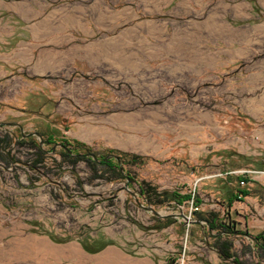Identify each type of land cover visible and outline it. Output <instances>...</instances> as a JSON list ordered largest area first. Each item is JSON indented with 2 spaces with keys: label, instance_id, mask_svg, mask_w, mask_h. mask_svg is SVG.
Instances as JSON below:
<instances>
[{
  "label": "rangeland",
  "instance_id": "1",
  "mask_svg": "<svg viewBox=\"0 0 264 264\" xmlns=\"http://www.w3.org/2000/svg\"><path fill=\"white\" fill-rule=\"evenodd\" d=\"M0 122L23 128L0 127V264H97L108 246L161 264L264 262L245 236L264 232V0H0ZM33 130L50 142L37 164L19 143ZM53 141L127 153L129 191ZM219 236L235 257L214 250Z\"/></svg>",
  "mask_w": 264,
  "mask_h": 264
},
{
  "label": "trees",
  "instance_id": "2",
  "mask_svg": "<svg viewBox=\"0 0 264 264\" xmlns=\"http://www.w3.org/2000/svg\"><path fill=\"white\" fill-rule=\"evenodd\" d=\"M41 134V133H40ZM42 135V134H41ZM29 138V141H23V140H20L19 143L20 144H29V146L33 147L35 150H36V158L34 160V164H37V163H41L43 161H46L47 158H49L50 156L47 155V151L45 149H41L39 147V145H37L36 143H34V141L31 139L32 137L28 136ZM43 137V136H42ZM8 134H6L5 136L3 137H0V144L2 142H6L8 140ZM11 139H9L10 141ZM44 142L45 144H50V142L46 139H44ZM56 142H52V145L55 144ZM61 143V142H60ZM63 145H65L68 149L71 150V152L73 154H76V155H71L69 153H67V151H60V154L62 156V161L68 163V164H72L74 165L77 160H83L86 162V164L88 165L90 171L95 174L96 177H99V178H104V177H107L108 180H119L121 178H124L125 179V176L123 174L124 170H123V164L125 163V161L127 159H130L131 156H129L127 153H113L114 155L118 156L120 162H121V166H122V171H120L119 167H118V164L116 162V160H114L113 158H108V159H103L105 158L106 156H102V155H99L97 153H94L92 152L89 148H87L85 145H82L80 143H77L76 146H75V150L74 148L72 147L73 145L71 143H68V142H64L62 143ZM83 151V152H82ZM50 152V151H49ZM86 152H92L96 155H99L97 156V159L100 160L99 161H95L93 160L90 156H87L86 155ZM54 159H52L51 161L53 162ZM125 173V172H124ZM126 176L128 177L129 181L132 180V176L126 172L125 173ZM241 178H245V177H238L237 179L240 181ZM236 192L239 193V196L240 197H243V196H246V195H249V191L246 190V189H236ZM142 194H146L149 201L151 202V191H147L145 188L142 189ZM237 193H234L233 197L234 198H238ZM164 195H169V193H164ZM170 196H172L173 198H175V201H176V204L180 205L182 202L184 201H187L189 199H193V207L196 208L194 211H193V214L196 215V214H199V212L197 211L198 210V203L194 200V198L190 195H185L184 197H177L176 194H172L170 193ZM239 200H242L241 198H238ZM205 220H207L211 226V229L217 231V232H226L225 229H227V226L223 225L222 224V221L219 220L218 216L216 215H209V217H206ZM228 232V231H227ZM225 236V235H224ZM223 236H219L216 238V240H218L216 242L215 245V248L217 250L220 251L221 255L226 257V258H230V257H235V255L233 254V252H231V244L229 242H225V240H222L219 242V240H221ZM258 242V244L256 242H254L256 245H255V248L258 249L257 251L258 252H261L263 253L264 251V232L261 233V234H258V235H255L254 236ZM219 244V245H218ZM92 250V249H91ZM96 250H99V248H97ZM261 257V255L259 256ZM236 264H244L243 262H241L239 259L236 260ZM253 264H264L263 261H256L255 263Z\"/></svg>",
  "mask_w": 264,
  "mask_h": 264
},
{
  "label": "water",
  "instance_id": "3",
  "mask_svg": "<svg viewBox=\"0 0 264 264\" xmlns=\"http://www.w3.org/2000/svg\"><path fill=\"white\" fill-rule=\"evenodd\" d=\"M3 125H7V126H17V127L20 129V131H23V128H22L21 125H20L19 123H17V122H0V127L3 126ZM24 135H25V136H30V137H35V138L38 140L39 147H40L41 149H44L45 142H44V140H43L42 135H41L38 131L33 130V131L28 132L27 134H23L22 136H24ZM56 147H59V148L65 150V151H67V153H69V154H71V155H76V154H73V153L71 152L70 149H68L65 145H63V144L60 143V142H56L55 144H53V145L51 146V149L53 150V149L56 148ZM86 155H87V156H90V157H91L93 160H95V161H99V160L97 159V155L94 154V153H92V152H86ZM106 158H114V159L116 160L117 164H118V167H119L120 171H122L121 162H120L118 156H116V155H114V154L112 153V154H108V155L106 156ZM122 172H123V171H122ZM123 174H124V176H125V185H124L123 188L129 191V188H128V181H129V179H128V177L126 176V174H125L124 172H123ZM132 195H134V193H132ZM142 207H143L145 210H147V211H149V212H152V213L155 214L156 216H162V215H160V213H159L158 211H156L153 207H151V206L148 205V204H147V205H142ZM178 215L180 216V218H182V220H183V224H185V225H193V224H197V225L200 226V228H201V230H202L203 232H204V228H205V226H206V228H207V230L209 231V233H211V230H212V229H211V226H210V224H209V222H208L207 220H205V219H190V217L184 215L182 212H180ZM163 216H164V215H163ZM185 231H186V229H185ZM221 233H227V231H226V232H217L216 234H221ZM245 236L248 237V238H250L253 242H256V243L258 244V242H257V240H256V238H255L254 236H252V235H250V234H248V233H246ZM214 250H215L218 254L221 255V253H220L219 250H217V249H214ZM227 259L230 260V258H227ZM233 263L236 264L234 261H233Z\"/></svg>",
  "mask_w": 264,
  "mask_h": 264
},
{
  "label": "crops",
  "instance_id": "4",
  "mask_svg": "<svg viewBox=\"0 0 264 264\" xmlns=\"http://www.w3.org/2000/svg\"><path fill=\"white\" fill-rule=\"evenodd\" d=\"M243 179L247 181L246 178ZM97 260V264H161L148 253L144 254V257H134L115 246H108L100 251Z\"/></svg>",
  "mask_w": 264,
  "mask_h": 264
},
{
  "label": "built area",
  "instance_id": "5",
  "mask_svg": "<svg viewBox=\"0 0 264 264\" xmlns=\"http://www.w3.org/2000/svg\"><path fill=\"white\" fill-rule=\"evenodd\" d=\"M244 175V174H243ZM246 182V180H244L243 178H241L240 180V184H244Z\"/></svg>",
  "mask_w": 264,
  "mask_h": 264
},
{
  "label": "flooded vegetation",
  "instance_id": "6",
  "mask_svg": "<svg viewBox=\"0 0 264 264\" xmlns=\"http://www.w3.org/2000/svg\"><path fill=\"white\" fill-rule=\"evenodd\" d=\"M98 154H99V153H98ZM99 155H101V154H99ZM99 155H97V156H99ZM103 159H108V158L105 157V158H103ZM99 162H100V160H99Z\"/></svg>",
  "mask_w": 264,
  "mask_h": 264
},
{
  "label": "bare ground",
  "instance_id": "7",
  "mask_svg": "<svg viewBox=\"0 0 264 264\" xmlns=\"http://www.w3.org/2000/svg\"><path fill=\"white\" fill-rule=\"evenodd\" d=\"M66 252V251H65ZM78 252V251H77ZM68 258V257H67ZM83 262V261H82Z\"/></svg>",
  "mask_w": 264,
  "mask_h": 264
}]
</instances>
